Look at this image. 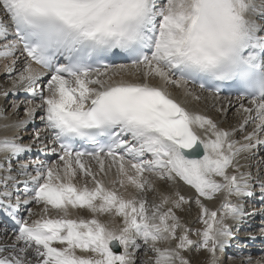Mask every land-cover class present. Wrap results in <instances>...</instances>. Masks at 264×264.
I'll use <instances>...</instances> for the list:
<instances>
[{
    "label": "snow or ice",
    "instance_id": "6c2138e0",
    "mask_svg": "<svg viewBox=\"0 0 264 264\" xmlns=\"http://www.w3.org/2000/svg\"><path fill=\"white\" fill-rule=\"evenodd\" d=\"M256 17L264 20V0H0V57L11 58L3 96L26 97L24 118L2 126L13 135L0 137V210L15 222L0 264H191L194 251L207 253L198 264H220L233 225L264 219V208L243 203L258 189L264 204V175L242 163L264 148ZM113 57L129 63H104ZM229 81L240 119L228 129L168 91L192 84L218 95ZM11 110L18 117L20 104ZM37 116L43 128L25 144ZM33 147L56 159L21 162ZM217 197L210 210L205 201ZM22 206L28 218H18ZM193 207L195 230L180 215Z\"/></svg>",
    "mask_w": 264,
    "mask_h": 264
},
{
    "label": "bare ground",
    "instance_id": "6f19581e",
    "mask_svg": "<svg viewBox=\"0 0 264 264\" xmlns=\"http://www.w3.org/2000/svg\"><path fill=\"white\" fill-rule=\"evenodd\" d=\"M257 2H258V0H257ZM256 20L258 23L264 24V20L260 19L259 17H256ZM9 59H11V58L0 57V73H3L4 65L9 62ZM151 83L158 84L159 81L152 80ZM10 88H11V80L4 75H0V109H2L6 105L5 104L6 103L5 98L3 96V92L5 90H9ZM168 91L173 96V98L178 103H180L183 107H185L186 109L193 111L197 114H202V115H205V116L211 118L221 128L228 129L230 127L236 126L237 121L240 119V116L237 114V109L239 107L240 101H238L236 99L235 100L230 99L232 106L229 108L228 105H229L230 100H226V99H223V98H220L217 96L211 97L207 93H202V92H198V91L196 92L192 88H188V90L186 91L185 89H177L173 86H169ZM189 91L191 92V94H188ZM196 96H199L200 99L197 100L195 98ZM7 100L11 101V103L7 107L9 109V111L3 113V116L0 117V137L11 136V135H13V133L15 131L14 129L3 128L2 126L4 124L15 121L17 118H21V119L24 118L23 108L26 106L25 94L23 92H20L18 95H9L7 97ZM3 102H4V104H3ZM243 103L245 104V106H248L247 102L243 101ZM14 104H20V106H21V111L18 113V117H17V115L13 114V111L11 110V107H10ZM248 127L250 129L251 125H249ZM42 128H43V125L41 124V122L39 120V116H37L34 124L32 126H29L28 130L26 132L21 133V135L24 136V143L25 144L30 143L33 133L37 130H41ZM32 151L35 152V151H37V149L35 147H33ZM37 152H39V151H37ZM28 154L29 153H27L23 157V160L21 162H26V163L34 162V159L36 156L33 155V157H30ZM55 159H56V157L52 155V157L49 160H55ZM39 160H42V159L40 158ZM49 160H47V161H49ZM91 163L93 166V170L95 171L96 170L95 162L93 161ZM242 163H245L246 165L250 166V167H245L243 169L244 171H251L253 173V175H256L257 173L264 175V148H260L258 150L257 154L254 155L253 157H251L250 159H248L246 161L242 160ZM13 174L15 175V173H13ZM114 174L115 173L113 170V172L110 173L108 177H104L105 182H108V180L114 178ZM98 178H100V177H98ZM26 179H27L26 176H23V175L19 176L20 181H23ZM75 182L82 183L83 181L81 178L78 177ZM89 186H91V185H89ZM185 190H187L186 186H185ZM121 191L123 192L124 190L121 189ZM253 191L257 194L250 197V198H247L245 201H243L244 207H245V210L247 212L259 213L260 209L264 208V205L261 203V198L258 195L259 190L254 189ZM133 192H134V190L129 188L125 194L127 195V194H131ZM20 196H21V199L24 198L23 197V185H21V187H20ZM13 200H15V197H13ZM205 204L210 210H214L217 207V205L219 204V197H217L211 201H205ZM30 207L33 211L38 213L42 206L36 205V204H31ZM18 210H22V213L20 215H18V218L19 217L28 218V212L25 211L24 206H22ZM76 215L83 216L84 218H87V219L91 218V214L87 210H82V211L73 210V216H76ZM195 215H197L196 208H195ZM257 216L258 215L250 218L249 220L245 221L244 223L235 224L234 227L241 226L242 228H244L245 233L247 235L248 234H252V235L256 234L255 233L256 229L261 230V226H264V222H259L257 220H254V219L258 218ZM32 218L35 219L37 217H32ZM99 219L105 220L106 218L104 216H101V217H99ZM181 222L184 223V220L181 219ZM233 233H235V232H233ZM240 237L243 238L244 236H240ZM256 237H259V236H256ZM197 239H199V237H197ZM14 240H15V233L12 230H10L5 224H3V222L0 220V243L10 244ZM248 240L251 241L252 239L249 238ZM242 244L244 245V247L242 246ZM235 245H237V248H240V249L239 250L234 249ZM231 247H232V249H229L228 252L233 257L232 256L226 257V259L228 260V264H248L249 258L251 259L252 264H257L258 261L264 260V258H262L261 256H258V258H257V256H256L257 254H253V252H252L253 248L249 243H243L241 241L231 240ZM121 251H122V249L120 250V252ZM217 255H218L219 259L221 260L222 258H220L218 253H217ZM234 256L237 258H235ZM252 256H254V257H252ZM232 259L235 260V263L231 262Z\"/></svg>",
    "mask_w": 264,
    "mask_h": 264
},
{
    "label": "rangeland",
    "instance_id": "374dc122",
    "mask_svg": "<svg viewBox=\"0 0 264 264\" xmlns=\"http://www.w3.org/2000/svg\"><path fill=\"white\" fill-rule=\"evenodd\" d=\"M5 102H6L5 103L6 105L3 108H7L10 105V103H11V101H8L7 99H5ZM3 104H4V102H3ZM155 198L156 197H155L154 194H149L148 195V199H150V200H153ZM180 215H181V219L184 220V224L186 226H189V227L193 228L194 230L195 229L202 228L201 223H199V222H195L194 223L193 222V220H194L193 218L196 217V215H195V207H193V209L191 210L190 213L180 214ZM197 237L198 236L195 235V232H193V234L190 236V239L197 240ZM185 256H186V258H189L190 259L191 264H198L199 261H204L207 258V254L204 251H199L198 253L194 251L191 254H189V253L186 252L185 253ZM252 257H254V256H252ZM235 258H237V257H235ZM257 258H258V256H257ZM231 262L232 263H235V260L232 259ZM220 264H228V261L226 259L225 260H222V261H220Z\"/></svg>",
    "mask_w": 264,
    "mask_h": 264
}]
</instances>
